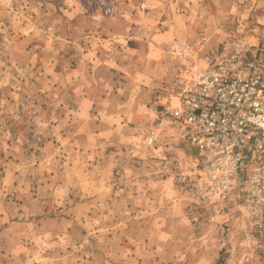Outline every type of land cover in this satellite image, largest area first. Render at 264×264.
Masks as SVG:
<instances>
[{"label": "rangeland", "instance_id": "374dc122", "mask_svg": "<svg viewBox=\"0 0 264 264\" xmlns=\"http://www.w3.org/2000/svg\"><path fill=\"white\" fill-rule=\"evenodd\" d=\"M263 24L264 0H0V264H264L243 192L204 200L194 151L158 120L174 80L255 46ZM170 26L174 67L151 90L71 76L96 43L109 61L158 56Z\"/></svg>", "mask_w": 264, "mask_h": 264}, {"label": "built area", "instance_id": "2783aa9c", "mask_svg": "<svg viewBox=\"0 0 264 264\" xmlns=\"http://www.w3.org/2000/svg\"><path fill=\"white\" fill-rule=\"evenodd\" d=\"M263 34H264V24ZM211 61L197 74L174 80L159 106L160 127L178 131L195 153L196 193L204 200L242 191L252 226L264 232V36L255 46ZM179 61L191 56L174 43ZM151 130L147 143L153 145Z\"/></svg>", "mask_w": 264, "mask_h": 264}, {"label": "crops", "instance_id": "0c3cea01", "mask_svg": "<svg viewBox=\"0 0 264 264\" xmlns=\"http://www.w3.org/2000/svg\"><path fill=\"white\" fill-rule=\"evenodd\" d=\"M91 21L89 20V22ZM169 28L168 31H164V34L156 35L155 37V42L160 41V53L158 56H154L150 51L145 54V50L143 52L137 50L134 53L136 56L126 60L127 58H121L123 56L122 52L117 51L119 56L117 55L113 58V61H109L108 53L100 54L96 57L93 56V51L94 53L100 51V46H97L96 43L95 47L90 45V47L84 48V55L78 58L75 65L72 66L71 76L81 79L78 81L80 90H151L156 85V81L162 80V77H167V75L169 76L171 74L170 70L172 71L174 67V58L166 51V44L172 39L169 38L172 28L171 26ZM93 30L98 35L105 32L103 27L99 30L97 26L96 28L94 26ZM188 30L190 28L184 24L177 31L178 34H185V31ZM92 59H95V61L94 65H92L93 71L90 73L88 67ZM115 60H117L116 67L120 72L113 73L110 69L114 67ZM175 63H179V61ZM120 73H123V75H120ZM89 98L90 96L88 95L86 100L88 101ZM83 101L85 102L84 99Z\"/></svg>", "mask_w": 264, "mask_h": 264}]
</instances>
